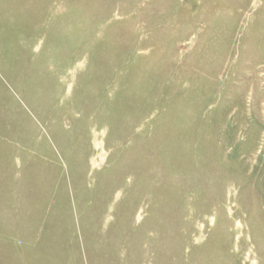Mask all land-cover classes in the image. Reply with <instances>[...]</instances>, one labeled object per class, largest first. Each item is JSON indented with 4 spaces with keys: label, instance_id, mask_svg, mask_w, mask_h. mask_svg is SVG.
Segmentation results:
<instances>
[{
    "label": "rangeland",
    "instance_id": "1",
    "mask_svg": "<svg viewBox=\"0 0 264 264\" xmlns=\"http://www.w3.org/2000/svg\"><path fill=\"white\" fill-rule=\"evenodd\" d=\"M0 264H264V0H0Z\"/></svg>",
    "mask_w": 264,
    "mask_h": 264
}]
</instances>
